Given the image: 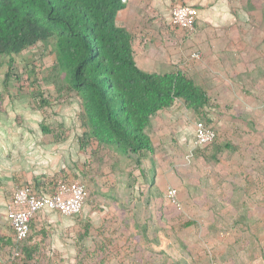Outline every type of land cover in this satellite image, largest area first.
Segmentation results:
<instances>
[{"label": "rangeland", "instance_id": "obj_1", "mask_svg": "<svg viewBox=\"0 0 264 264\" xmlns=\"http://www.w3.org/2000/svg\"><path fill=\"white\" fill-rule=\"evenodd\" d=\"M180 4L198 10L191 31L170 25V11ZM116 25L134 37V60L141 70L180 71L204 92L206 103L196 109L178 100L174 109L151 118L146 130L154 149L150 166L112 146L82 142L81 99L58 72L53 42L37 43L12 62L1 56L5 200L20 184L47 187L62 174L52 172L49 159L50 148L63 141L74 160L67 170L78 172L87 195L77 216L42 212L31 220L29 236L18 246L32 247V260L19 252L12 256L11 246L0 242V264H172L142 244L134 228L139 214L156 210L153 198L163 200L168 186L177 190L182 206L168 210L180 216L192 210L204 216L208 204L191 202V196L219 194L223 201L212 206L218 215L215 232L243 244L258 241L262 254L264 0H129ZM195 51L199 60L191 59ZM199 119L216 130L217 138L193 149Z\"/></svg>", "mask_w": 264, "mask_h": 264}, {"label": "trees", "instance_id": "obj_2", "mask_svg": "<svg viewBox=\"0 0 264 264\" xmlns=\"http://www.w3.org/2000/svg\"><path fill=\"white\" fill-rule=\"evenodd\" d=\"M128 1L0 0V57L12 62L14 55L37 43L53 42L58 72L81 99L82 142L112 146L152 166L154 149L146 133L151 118L178 100L202 108L206 96L180 71L153 74L136 65L135 39L116 25ZM55 182L47 187L35 182V188L49 192ZM11 241L0 237L11 246L12 256L19 252L32 260V247L22 249Z\"/></svg>", "mask_w": 264, "mask_h": 264}, {"label": "crops", "instance_id": "obj_3", "mask_svg": "<svg viewBox=\"0 0 264 264\" xmlns=\"http://www.w3.org/2000/svg\"><path fill=\"white\" fill-rule=\"evenodd\" d=\"M169 109H174V106ZM162 112L165 110L154 117H158ZM64 143V141L59 142V147L50 148L53 156L49 159V166L52 172L67 173L76 179L78 172L67 170L69 162L74 160L65 148H62ZM75 152L79 153V148ZM62 174L60 178L79 181ZM36 184L41 183L36 182ZM5 193V188L0 183V234L8 237L12 231L5 220L8 202L5 200L7 196ZM212 193L215 192L211 191V194L206 193L202 196L195 194L190 198L191 202L208 204L204 207V216H200L195 210L185 212L183 216H180L178 213L168 210L171 207L174 209V207L166 198L160 200L154 197L152 203H155L156 210L142 212L134 224L140 242L146 244L155 255L171 258L172 264H209L210 262L214 264H264V246L262 247L263 253L260 254L261 247L258 241L253 243L249 241V243L243 244L242 240H238L239 238L233 239L215 232L218 215L214 213L212 206L213 203L216 204L223 200L219 194ZM179 201L181 202V200ZM186 202L187 200L182 203ZM46 213L51 212L46 211ZM258 214L264 215V213ZM258 214L254 215L258 216ZM261 217L259 216V220H262L264 225V216ZM202 218H206L208 221L202 223Z\"/></svg>", "mask_w": 264, "mask_h": 264}, {"label": "built area", "instance_id": "obj_4", "mask_svg": "<svg viewBox=\"0 0 264 264\" xmlns=\"http://www.w3.org/2000/svg\"><path fill=\"white\" fill-rule=\"evenodd\" d=\"M197 17L198 10L194 6L176 5L170 11V25L177 30L191 31ZM191 59L199 60L198 52H193ZM192 136V148L199 149L213 143L217 133L212 126L199 119L194 123ZM86 195L84 183L63 178L56 180L49 192L38 190L32 184L18 186L8 199L5 213V220L12 231V241H25L30 233L31 220L42 212L50 211L67 217L77 216L82 210ZM164 195L176 210L182 209L175 188L166 187Z\"/></svg>", "mask_w": 264, "mask_h": 264}]
</instances>
